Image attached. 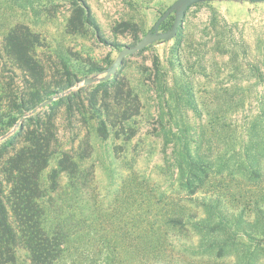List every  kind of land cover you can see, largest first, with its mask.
<instances>
[{
    "label": "rangeland",
    "instance_id": "374dc122",
    "mask_svg": "<svg viewBox=\"0 0 264 264\" xmlns=\"http://www.w3.org/2000/svg\"><path fill=\"white\" fill-rule=\"evenodd\" d=\"M73 1L41 0L34 7L25 8L0 6V146L24 123L36 122L33 113L26 111L15 125L8 126L10 116L18 112L20 99L29 97L33 89L28 80L33 79L18 67L6 46L10 29L22 23L40 36L35 56L43 65V84L58 89L74 81L72 87L53 94L54 100L75 91L79 104H90L92 94L97 92L101 104L104 83L117 75L123 79L124 98H118L115 86H111L107 98L112 115L108 119L110 135L105 139L97 131L101 118L97 113L87 111L82 115L76 111L70 116L65 104L57 111L58 150H71L77 155L85 151L83 140H89L90 156L82 164L94 169L90 191L95 196L96 215L124 219L134 216L139 224L161 219L177 196L178 127L187 125L193 137L205 128L209 130L213 124L208 103L214 92L230 87H241L245 103L226 113L215 124L217 127L234 134L236 141L241 142L259 112L264 87L253 75V68L258 66L264 71V0H200L188 8L177 34L168 38L159 36L173 27L161 28L166 17L158 26L157 22L176 0H86L96 25H89L83 33H69L67 23ZM171 14L176 16V10ZM126 22L138 25V35ZM147 35L152 37L148 45L126 56L115 68L122 46L135 45ZM235 50L241 52L238 63L232 62ZM156 62L161 64L160 72ZM95 65L103 69L95 71ZM86 78L92 81L87 83ZM186 83L194 92L199 106L196 111L179 106L173 94L181 93ZM119 101H131L127 105L131 108L129 119L118 112ZM38 111L44 117L52 109L41 105ZM58 154L44 171L46 182L50 170L57 166ZM61 178L63 183L68 181L66 174ZM244 186L264 194V181ZM79 251L73 247L59 264H82ZM17 255L15 264H32L25 248L19 247Z\"/></svg>",
    "mask_w": 264,
    "mask_h": 264
},
{
    "label": "trees",
    "instance_id": "16d2710c",
    "mask_svg": "<svg viewBox=\"0 0 264 264\" xmlns=\"http://www.w3.org/2000/svg\"><path fill=\"white\" fill-rule=\"evenodd\" d=\"M40 1L0 0V6L34 7ZM73 5L67 23L69 33H83L89 25H96L86 0H74ZM174 21L175 15H169L161 22V28H172ZM125 25L136 31V35L140 32L135 23ZM40 43L39 34L22 23L12 27L6 36L9 53L33 79H28L33 88L29 97L20 99L18 112L10 116L8 126L15 125L26 111L33 113L36 122L24 123L0 146V264H15L19 247L28 251L32 264H59L73 247L77 252L81 249L82 264H209L212 261L213 264L218 261L259 264L264 261V194L244 186L264 181V89L259 112L241 142L215 125L226 113L245 103V93L241 94L239 86L214 92L208 103L213 124L210 131L205 128L193 137L187 125L178 127L177 196L170 202L165 216L144 220L142 224L134 216L100 218L93 203L95 196L90 191L94 169L82 164L90 156L89 140H83L85 151L77 155L71 150H58L57 111L65 104L70 116L76 111L82 115L87 111L97 113L101 117L97 131L105 139L110 135L108 119L112 115L107 98L111 86H115L118 98H124L123 79L117 75L104 83L101 104L97 92L92 94L90 104L85 101L79 104L75 98L79 94L75 91L54 100L53 94L72 87L74 81L58 89L43 84V65L35 56V47ZM113 45L120 47L118 43ZM240 54L238 50L233 52V63L239 62ZM155 65L160 72L161 64ZM254 67L253 75L264 87V71ZM102 69L94 66L95 71ZM181 88V93L173 92L178 105L198 110L190 85L186 83ZM128 93L132 95L129 87ZM130 103L119 101L117 110L124 119L131 117V108L127 107ZM41 105L52 109L51 113L41 116L38 111ZM56 153H59L57 166L50 170L46 182L44 171ZM62 174L68 178L66 183Z\"/></svg>",
    "mask_w": 264,
    "mask_h": 264
},
{
    "label": "water",
    "instance_id": "95a60500",
    "mask_svg": "<svg viewBox=\"0 0 264 264\" xmlns=\"http://www.w3.org/2000/svg\"><path fill=\"white\" fill-rule=\"evenodd\" d=\"M198 1L200 0H176L164 12V14L159 18L157 22V26H158L165 17H167L169 14H171L172 12L176 10V16H175L173 28L170 31L161 34L159 37L168 38V37H172L176 35L181 25V22L186 14V11L188 10L189 7H191L194 3ZM151 39L152 37L147 35L144 38L140 39L135 45H129V44L123 45L120 50V54L117 58V61L114 64V67L115 68L119 67L123 63L126 56L137 53L138 51L144 49L148 45V43L151 41ZM91 81H92L91 78H86L87 83Z\"/></svg>",
    "mask_w": 264,
    "mask_h": 264
}]
</instances>
